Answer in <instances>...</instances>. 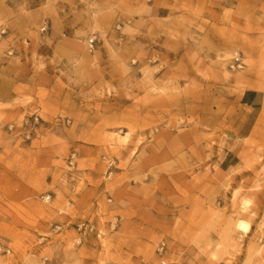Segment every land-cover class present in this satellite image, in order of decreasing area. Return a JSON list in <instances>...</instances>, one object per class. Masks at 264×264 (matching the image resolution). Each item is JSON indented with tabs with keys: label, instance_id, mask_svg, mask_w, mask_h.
<instances>
[{
	"label": "rangeland",
	"instance_id": "374dc122",
	"mask_svg": "<svg viewBox=\"0 0 264 264\" xmlns=\"http://www.w3.org/2000/svg\"><path fill=\"white\" fill-rule=\"evenodd\" d=\"M0 264H264V0H0Z\"/></svg>",
	"mask_w": 264,
	"mask_h": 264
},
{
	"label": "built area",
	"instance_id": "2783aa9c",
	"mask_svg": "<svg viewBox=\"0 0 264 264\" xmlns=\"http://www.w3.org/2000/svg\"><path fill=\"white\" fill-rule=\"evenodd\" d=\"M235 66L239 69H241L243 67V65L241 64L239 58H235ZM41 200L44 203H48L50 201V196H43L41 197ZM76 232L78 234V238L76 239V243L79 245L82 241L83 238L87 237V236H95L96 238L100 237V231H98L95 226L90 223V222H84V223H79L76 225ZM164 250V243H161L158 246L157 252L158 254H162Z\"/></svg>",
	"mask_w": 264,
	"mask_h": 264
},
{
	"label": "bare ground",
	"instance_id": "6f19581e",
	"mask_svg": "<svg viewBox=\"0 0 264 264\" xmlns=\"http://www.w3.org/2000/svg\"><path fill=\"white\" fill-rule=\"evenodd\" d=\"M237 229L241 231L242 235H247L250 231V227L246 222L240 221L236 225Z\"/></svg>",
	"mask_w": 264,
	"mask_h": 264
}]
</instances>
